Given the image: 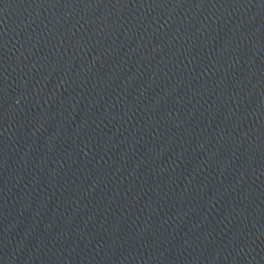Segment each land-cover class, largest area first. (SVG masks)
Masks as SVG:
<instances>
[{
  "label": "water",
  "instance_id": "1",
  "mask_svg": "<svg viewBox=\"0 0 264 264\" xmlns=\"http://www.w3.org/2000/svg\"><path fill=\"white\" fill-rule=\"evenodd\" d=\"M0 264H264V0H0Z\"/></svg>",
  "mask_w": 264,
  "mask_h": 264
}]
</instances>
